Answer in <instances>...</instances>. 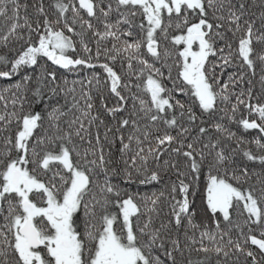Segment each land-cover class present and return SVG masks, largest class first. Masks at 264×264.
<instances>
[{"label": "snow or ice", "instance_id": "snow-or-ice-1", "mask_svg": "<svg viewBox=\"0 0 264 264\" xmlns=\"http://www.w3.org/2000/svg\"><path fill=\"white\" fill-rule=\"evenodd\" d=\"M0 264H264V0H0Z\"/></svg>", "mask_w": 264, "mask_h": 264}, {"label": "trees", "instance_id": "trees-1", "mask_svg": "<svg viewBox=\"0 0 264 264\" xmlns=\"http://www.w3.org/2000/svg\"><path fill=\"white\" fill-rule=\"evenodd\" d=\"M98 103H99V101H97ZM249 167H253V165H249ZM143 190H147V189H143ZM196 203H197V205H198V207L199 206H201V199H200V195L199 194H197V200H196ZM197 218L199 219L200 218V213L198 212V214H197Z\"/></svg>", "mask_w": 264, "mask_h": 264}]
</instances>
